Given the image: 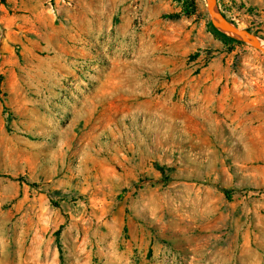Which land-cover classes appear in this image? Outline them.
I'll return each instance as SVG.
<instances>
[{
    "label": "rangeland",
    "instance_id": "374dc122",
    "mask_svg": "<svg viewBox=\"0 0 264 264\" xmlns=\"http://www.w3.org/2000/svg\"><path fill=\"white\" fill-rule=\"evenodd\" d=\"M0 264H264V52L205 0H0Z\"/></svg>",
    "mask_w": 264,
    "mask_h": 264
},
{
    "label": "crops",
    "instance_id": "0c3cea01",
    "mask_svg": "<svg viewBox=\"0 0 264 264\" xmlns=\"http://www.w3.org/2000/svg\"><path fill=\"white\" fill-rule=\"evenodd\" d=\"M55 51V56L60 66V70L67 66L71 69L72 64L78 61V59H85L88 55H91L93 47L95 45L99 48L103 47L106 43H49ZM72 70V69H71ZM204 84V83H203ZM213 87L204 86L203 91L211 90Z\"/></svg>",
    "mask_w": 264,
    "mask_h": 264
},
{
    "label": "water",
    "instance_id": "95a60500",
    "mask_svg": "<svg viewBox=\"0 0 264 264\" xmlns=\"http://www.w3.org/2000/svg\"><path fill=\"white\" fill-rule=\"evenodd\" d=\"M208 11L212 18V21L221 27L223 30L231 33L234 37L243 40L253 47L258 48L264 52V46L259 42L256 37L244 29L240 28L235 22L228 19L225 14L221 11L216 0H205Z\"/></svg>",
    "mask_w": 264,
    "mask_h": 264
},
{
    "label": "trees",
    "instance_id": "16d2710c",
    "mask_svg": "<svg viewBox=\"0 0 264 264\" xmlns=\"http://www.w3.org/2000/svg\"><path fill=\"white\" fill-rule=\"evenodd\" d=\"M186 13H187V11L185 10L184 11V14H186ZM181 14H182L181 12H178V13L170 14L169 16H171V17H177V16H180ZM209 27L211 28V30L214 31V34L216 36H218V37H220V38H222L224 40H229V37L225 33L219 31V29H217V27H215V25L212 22H209ZM157 168L163 174V180H165V181L170 180V177L166 175V168H165V166H162V165H159L158 164L157 165ZM221 191L224 192L228 197H230V190L228 188H221Z\"/></svg>",
    "mask_w": 264,
    "mask_h": 264
},
{
    "label": "bare ground",
    "instance_id": "6f19581e",
    "mask_svg": "<svg viewBox=\"0 0 264 264\" xmlns=\"http://www.w3.org/2000/svg\"><path fill=\"white\" fill-rule=\"evenodd\" d=\"M256 39H258L259 42L264 46V40H260L258 37H256Z\"/></svg>",
    "mask_w": 264,
    "mask_h": 264
}]
</instances>
